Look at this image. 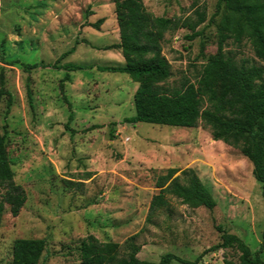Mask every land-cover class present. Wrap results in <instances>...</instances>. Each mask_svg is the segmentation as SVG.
Returning a JSON list of instances; mask_svg holds the SVG:
<instances>
[{
    "label": "rangeland",
    "instance_id": "1",
    "mask_svg": "<svg viewBox=\"0 0 264 264\" xmlns=\"http://www.w3.org/2000/svg\"><path fill=\"white\" fill-rule=\"evenodd\" d=\"M142 1L154 15L167 17L205 6L201 35L187 39L189 31L180 28L163 41L171 66L165 84L177 86L184 76L194 81L217 49L218 0ZM99 18L98 28L88 25ZM117 42L113 0H0V77L11 94L7 114V95L0 99V128L6 125L14 181L26 195L17 216L7 205L1 215L0 264H10L13 241L20 237L45 240L38 264H79L80 241L89 234L117 242L120 255L134 236L136 256L149 261L170 252L189 261L170 264H224V257L237 263L235 249L211 250L220 241L218 224L255 253L264 197L251 162L237 147L213 140L202 122L196 127L124 122L135 113L137 83L124 72L96 68L123 63L119 49H103ZM225 49L256 59L247 40L240 45L229 40ZM35 61L48 65L22 66ZM51 63L90 67L65 70ZM169 167L192 168L214 197V208L189 207L167 194L169 206L148 221L157 176ZM259 256L264 262V249Z\"/></svg>",
    "mask_w": 264,
    "mask_h": 264
},
{
    "label": "trees",
    "instance_id": "2",
    "mask_svg": "<svg viewBox=\"0 0 264 264\" xmlns=\"http://www.w3.org/2000/svg\"><path fill=\"white\" fill-rule=\"evenodd\" d=\"M113 3L119 42L103 49H119L123 63L96 68L124 72L137 83L133 93L135 113L123 121L184 127H196L202 122L209 128L213 140L237 147L251 162L253 177L261 183L264 197V65L261 63L264 62V0H218L216 51L200 65L194 81L184 76L179 85L173 87L165 84L171 75L170 63L162 54L165 34L185 28L189 31L185 35L187 39L201 35L198 26L206 20L205 6H195L185 16L167 17L154 15L142 0H113ZM102 22L103 18H99L88 25L98 28ZM229 40L237 45L243 40L249 41L257 60L237 58L232 50L225 49ZM47 65L42 61L22 63L25 70ZM49 65L65 70L90 67L76 63ZM64 79L69 80L68 73ZM0 84V99L7 95V114L11 94L3 88L2 77ZM71 118L72 113L69 120ZM6 134V125H3V131L0 128V220L5 205L11 215L17 216L26 199L23 187L14 181L6 152ZM155 186L158 192L150 200L148 221L157 211L169 206L167 194L193 208L205 206L212 210L216 205L212 194L189 167L167 168L157 176ZM216 229L220 232V241L211 250L233 248L238 252L237 263L224 257V264H264L259 256L264 249V228L255 253L235 233L220 224ZM133 239L134 236H130L126 240L127 250L120 255L117 242L100 241L89 234L80 241L79 264H170L172 259L189 262L170 252L162 254L158 261L140 259L136 256L139 245ZM44 249L43 238H16L10 264H38Z\"/></svg>",
    "mask_w": 264,
    "mask_h": 264
}]
</instances>
